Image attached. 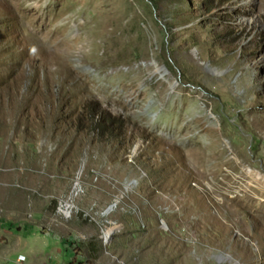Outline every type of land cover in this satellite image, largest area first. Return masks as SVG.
Returning <instances> with one entry per match:
<instances>
[{"label": "rangeland", "instance_id": "374dc122", "mask_svg": "<svg viewBox=\"0 0 264 264\" xmlns=\"http://www.w3.org/2000/svg\"><path fill=\"white\" fill-rule=\"evenodd\" d=\"M0 264H264V0H0Z\"/></svg>", "mask_w": 264, "mask_h": 264}, {"label": "trees", "instance_id": "16d2710c", "mask_svg": "<svg viewBox=\"0 0 264 264\" xmlns=\"http://www.w3.org/2000/svg\"><path fill=\"white\" fill-rule=\"evenodd\" d=\"M101 122H102V126L105 127V129H107L108 132H110V130L113 129V127H116V123L115 122H111L109 120V118H101ZM109 134V133H108Z\"/></svg>", "mask_w": 264, "mask_h": 264}, {"label": "bare ground", "instance_id": "6f19581e", "mask_svg": "<svg viewBox=\"0 0 264 264\" xmlns=\"http://www.w3.org/2000/svg\"><path fill=\"white\" fill-rule=\"evenodd\" d=\"M112 210H113V209H111V210L109 211V213L112 212ZM164 225H165V224H164ZM104 234H105V235H104V236H105V241L108 242V241L110 240V236H109L107 233H104Z\"/></svg>", "mask_w": 264, "mask_h": 264}]
</instances>
